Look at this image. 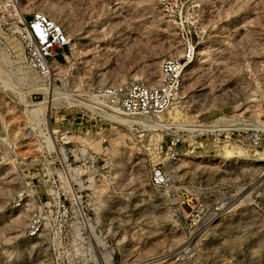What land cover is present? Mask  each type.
Returning <instances> with one entry per match:
<instances>
[{
  "label": "rangeland",
  "instance_id": "1",
  "mask_svg": "<svg viewBox=\"0 0 264 264\" xmlns=\"http://www.w3.org/2000/svg\"><path fill=\"white\" fill-rule=\"evenodd\" d=\"M52 4L76 50L46 79L14 26ZM188 38L183 89L150 127L86 105L154 82ZM0 264H264V0H0Z\"/></svg>",
  "mask_w": 264,
  "mask_h": 264
},
{
  "label": "built area",
  "instance_id": "2",
  "mask_svg": "<svg viewBox=\"0 0 264 264\" xmlns=\"http://www.w3.org/2000/svg\"><path fill=\"white\" fill-rule=\"evenodd\" d=\"M16 19L14 27L23 46L25 62L38 75L51 79L58 69L54 63L62 65L70 51L68 33L59 22L42 11L25 15V22L20 21L18 16ZM183 45V56L165 57L152 83L147 80H129L95 88L91 108L109 122L128 129L150 127L168 110L183 89L185 70L194 59L197 44L194 39L188 38L183 41ZM253 141L258 144L260 138L254 136ZM177 148L178 140L172 138L168 144L171 157L178 154ZM151 182L156 186H167L170 177L166 168L159 165L153 167ZM62 206L65 207V202ZM39 231L40 219L33 216L27 231L28 237L37 238Z\"/></svg>",
  "mask_w": 264,
  "mask_h": 264
},
{
  "label": "bare ground",
  "instance_id": "3",
  "mask_svg": "<svg viewBox=\"0 0 264 264\" xmlns=\"http://www.w3.org/2000/svg\"><path fill=\"white\" fill-rule=\"evenodd\" d=\"M18 10V13H17V16H18V19L20 20V21H23V22H25V15L19 10V9H17ZM38 11H42V12H44V13H47V14H49V15H53V13L54 12H56L57 11V8H56V6H54L53 4L52 5H50L49 6V8L47 9V10H45V9H40V10H38ZM52 17H54V16H52ZM71 47H73V51H75L76 50V47H75V44H72L71 43ZM69 53H67V57L66 58H70V55H68ZM54 65H55V67L56 68H60L61 66V64H59V63H54ZM23 68V67H22ZM27 73V72H26ZM137 78V77H136ZM136 80H138V78L136 79ZM42 86H41V88L40 89H42V90H44V88H45V84L44 83H42L41 84ZM56 100V98L54 97L53 99H50V100H48V102H49V107H50V104H52V101L54 102ZM47 102V101H46ZM175 102V101H174ZM174 102H173V104H174ZM173 104L168 108V110H170L171 108H172V106H173ZM87 106H91V103H89V104H86ZM167 110V111H168ZM166 111V112H167ZM165 113H163L162 115H160V118L164 115ZM37 115H40V114H37ZM123 119V118H122ZM69 133V132H68ZM67 133H64V134H62V137L63 138H66L67 137ZM119 139V138H118Z\"/></svg>",
  "mask_w": 264,
  "mask_h": 264
}]
</instances>
